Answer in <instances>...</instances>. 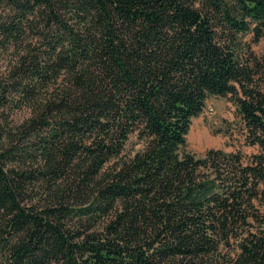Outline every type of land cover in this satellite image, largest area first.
I'll return each mask as SVG.
<instances>
[{
	"label": "trees",
	"instance_id": "1",
	"mask_svg": "<svg viewBox=\"0 0 264 264\" xmlns=\"http://www.w3.org/2000/svg\"><path fill=\"white\" fill-rule=\"evenodd\" d=\"M246 35L264 0H0V264H264ZM210 96L257 153L185 149Z\"/></svg>",
	"mask_w": 264,
	"mask_h": 264
},
{
	"label": "rangeland",
	"instance_id": "2",
	"mask_svg": "<svg viewBox=\"0 0 264 264\" xmlns=\"http://www.w3.org/2000/svg\"><path fill=\"white\" fill-rule=\"evenodd\" d=\"M243 41L255 54L264 51V40L255 43L252 42L250 35H246ZM6 62L0 60L1 71ZM26 115H28L27 110H21L11 117L20 120ZM185 149L197 156H203L209 149L239 152L245 160L259 151L258 146L246 143L242 119L237 106L228 96H210L207 99L202 113L192 119L186 136Z\"/></svg>",
	"mask_w": 264,
	"mask_h": 264
},
{
	"label": "built area",
	"instance_id": "3",
	"mask_svg": "<svg viewBox=\"0 0 264 264\" xmlns=\"http://www.w3.org/2000/svg\"><path fill=\"white\" fill-rule=\"evenodd\" d=\"M210 111H212V108H210Z\"/></svg>",
	"mask_w": 264,
	"mask_h": 264
}]
</instances>
